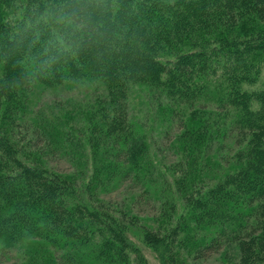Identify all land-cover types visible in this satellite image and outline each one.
<instances>
[{
	"label": "trees",
	"instance_id": "16d2710c",
	"mask_svg": "<svg viewBox=\"0 0 264 264\" xmlns=\"http://www.w3.org/2000/svg\"><path fill=\"white\" fill-rule=\"evenodd\" d=\"M136 85L178 117L169 165ZM136 240L162 264H264V0H0V255L148 264Z\"/></svg>",
	"mask_w": 264,
	"mask_h": 264
},
{
	"label": "rangeland",
	"instance_id": "374dc122",
	"mask_svg": "<svg viewBox=\"0 0 264 264\" xmlns=\"http://www.w3.org/2000/svg\"><path fill=\"white\" fill-rule=\"evenodd\" d=\"M146 87L143 86H133L129 92V112L131 114V118H134V120H141L143 123H145L144 126H142L143 131H147L151 138V146L153 147L155 151V156L159 159L160 162H162L165 165H169V163H173L177 158V152H173L171 149H168L167 140L164 139V137H160L164 132V129L166 126H168L169 121H167V118H175V121L173 122V126L175 125L177 119V116L175 117H169L167 118H161V111L163 108L159 109V102L155 100L154 97H152L154 94L149 93L148 89H145ZM66 94V93H64ZM89 95V94H88ZM67 99H64V101L70 99V102L67 106V108H71L72 105H75L77 102L86 101L89 99L87 98L84 90H76L74 92H70L66 94ZM50 97H46V99H43L41 101V104L50 100H48ZM157 99V98H156ZM160 100H165L163 97L159 98ZM56 100V99H55ZM57 101V100H56ZM59 101V100H58ZM61 102V101H59ZM67 102V101H66ZM158 102V104L156 103ZM65 105V104H64ZM158 109V110H157ZM188 110L184 109V114L187 115ZM150 118V120H149ZM179 130V129H178ZM141 131L142 133H144ZM176 131V128H173V132ZM139 132V133H141ZM145 134V133H144ZM157 149V150H156ZM49 164L53 166L54 168L58 170H69L70 165L69 162H67L64 159L58 158V157H52L49 158ZM129 186V185H126ZM131 192H133V189H130L128 187H123L120 190H117L112 195H109L111 199H122L123 196L129 195ZM136 206L138 209L144 213L151 210L152 206L151 203L147 204L145 201H136ZM138 242L139 246L141 247V250L143 251L144 255L146 256V259L148 261V264H162L159 258L156 256V253L147 247L145 244L139 242V240H136ZM215 256H207L206 259L202 260L200 264H218L216 260H214ZM16 260V257L14 253H7L4 255H0V264H14V261ZM220 260V259H219Z\"/></svg>",
	"mask_w": 264,
	"mask_h": 264
}]
</instances>
